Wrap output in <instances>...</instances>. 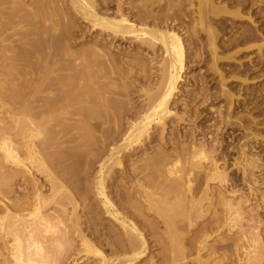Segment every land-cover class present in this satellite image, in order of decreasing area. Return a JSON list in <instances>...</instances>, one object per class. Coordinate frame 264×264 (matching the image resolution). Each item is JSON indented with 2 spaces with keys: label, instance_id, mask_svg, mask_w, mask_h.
<instances>
[{
  "label": "rangeland",
  "instance_id": "374dc122",
  "mask_svg": "<svg viewBox=\"0 0 264 264\" xmlns=\"http://www.w3.org/2000/svg\"><path fill=\"white\" fill-rule=\"evenodd\" d=\"M19 1L0 0V27L4 29L3 26H5L6 29L4 31H8L5 32V35L12 36L9 42H7L8 47L10 46L7 54L1 51L0 66H8L12 71V78L16 77L15 79L22 81L26 80L29 76H33L34 73V78L39 77L38 74H40V77H44L45 73L50 74L48 72L49 70L52 71L51 73L57 70V75L54 73L52 74L53 76H63V74L66 76L69 70L66 71L65 69L69 68L70 73L68 72L67 76L78 78V73H80L82 67L79 70L75 68L81 64L82 59H84L82 60L83 63L84 61L89 62L91 60V67L93 68L90 67V62L87 63L90 70H93L91 71L93 72L92 74H95L94 78L97 76L95 79L98 81L100 91H103L101 96L105 94L104 96L107 97V101H110L112 104H110L112 107L109 106L110 110L106 118L113 123V116H116L115 122L117 121V129L114 130L115 132H113L110 139L114 141L115 146L118 144L116 148L113 146L114 144L111 145L113 146L112 149H117L119 147V141L121 142V139L127 133L132 121L136 120L140 114L143 115L146 112L145 110L149 109L152 98L162 89V84L164 83L162 79L166 69L165 66L160 65L162 56L164 55L162 50L160 51L161 48L156 49L155 53L153 49L147 51V49L137 50L132 48V41H129L128 44L127 42L115 41L113 43V41L109 42L104 40L101 32L96 28H92L91 23L83 19L82 15L77 12L78 9L70 3V0ZM185 1H189L185 4L186 8L188 6V9L196 10L198 0H194V2L193 0ZM94 2L98 12L100 9L99 2L101 0H95ZM147 3L151 4L150 2ZM178 3L179 1L175 2V0H165V3H163L164 7H162L163 9L165 8L166 12H171H168V15H170L174 11L172 8L175 10L179 9ZM60 8L64 10L62 9L61 11ZM153 9H156V7H153ZM230 9L229 11L233 12H231L232 15H228L229 17L224 15L228 18L225 23V29L222 30L223 32L218 29V38L214 36V40L209 37V31L208 33L204 29L202 31L201 26L198 25L196 15L191 18L183 17L177 23L172 19L175 23L174 25L172 21L169 22L171 20L169 17L166 18L165 11V18L167 20L169 19V21L162 15L163 20L165 19L164 21L168 23L165 24L166 26L163 24L165 29L169 27L168 30L171 31V29L176 27L175 32L176 30L177 33L179 32L178 34L182 37L185 46L183 80H181L179 89L176 91V98L169 108L172 114L166 120L165 130L163 126L151 129L149 137L143 140L142 143L144 144H139L141 147L137 146V148L139 147L138 149H141L136 151L135 154L125 156L128 152L131 154L133 148L130 151H126L127 153L121 151L124 153L122 154L123 160L121 159L122 166H114L112 174H110L117 181L114 180L113 183H108L106 188L107 195L115 203L119 212L136 224L147 241L145 256L138 261H134L133 264H174L172 262L173 253L170 242L172 233L169 232L165 225L163 217L157 215L154 211H149L142 207L144 206L143 201L138 197L139 194L137 191L139 187L141 188V185L142 187L150 188L153 191L152 193H156L159 189L158 187H161L162 189H159V193L154 194L155 197L158 194V197L161 199L163 195L159 196V194L166 191L168 189L167 187L170 189L169 185H171L172 179L169 180L170 178L168 176L166 177L163 174L164 172L160 174V168L177 161H180L179 166L183 165L184 167L195 155L196 157L198 156L196 152L198 150L200 151V148H204L207 151L206 154L209 159L208 161H203L202 167L204 169L194 168V173L191 176V191H183L188 189L186 186L182 190L183 194H181V199L177 198L184 202V204L186 203L185 205L182 204L186 207L184 209L188 216L193 214L194 208H196L195 210L198 209V211H195L197 213H194L196 216L193 214L192 217H188L192 218V220L190 219L188 221L187 218L185 219L183 217L178 218V223L176 221L177 225L175 224L176 228L174 227L175 232L182 235L181 243L184 247V260L182 264H200V262L203 264H212L213 260H217L218 262L216 263L240 264V260H237L245 258V254H243L245 249H242V251L240 249L241 246H243L242 248L248 247L249 249L251 246V251L255 249L256 251L251 253L250 256L262 261L257 260L259 262L258 264H264V204L261 201L264 195V180L262 182L260 181L264 177V165H262L264 162V147L257 146L260 149H256V151H261V161L259 162L261 167L254 172L261 186L253 185L255 177L253 178L251 176L252 180L249 177L250 175L244 177L239 168L232 165L234 158L241 157L237 152L240 151L238 147L244 142V138L242 137L245 133L244 129L250 125L252 128L255 127V125L251 124V118L259 122V126L254 128L255 131L253 130L254 133L256 132V134L262 135V138L264 137V133L261 131L264 128L262 127L264 124V108L262 107L259 110H252V112L247 113L245 109L243 110L242 106L235 110V114L229 118V104L225 96L226 93L231 94L241 104H245L247 97L248 99L252 98L249 101L252 107L257 103L259 107L261 105L260 101L264 102V99L257 100L256 95L251 96L253 93H249V90L247 91V86H249L250 90L260 95L258 94L259 91L264 89V63L260 61V52L256 48L263 41L260 40L259 43L250 42L240 46L233 45L231 47L232 45L229 44L234 40L235 35L239 37L238 34H242L241 32L243 30L254 28L255 26L253 25L255 24L253 23L252 25V22L247 21V10L240 13V16L245 19L242 20L241 18L239 19L233 16L238 13V10L234 13L236 8ZM231 22L232 26L230 25ZM212 40L214 41V47H217L215 55L212 54V49L209 47ZM251 46L254 48L249 49ZM66 51L69 54L70 52L73 53L67 60L65 59L66 53L64 54ZM94 55L95 57H93ZM4 57L7 60H4ZM213 58H216L217 62L213 63ZM55 60L56 62H54ZM55 63L57 65H54ZM63 63L65 65H67L66 63H70V66L68 65L69 68H65L64 72H62V69L60 70V68H63ZM58 64L62 65L59 66ZM73 64L75 67H72L74 66ZM65 65L64 67H66ZM54 66L59 67L57 69ZM71 67L75 70L72 71ZM2 68L5 69L6 67ZM244 69H250V72L244 73ZM58 70L61 71L60 73L62 75L58 73ZM246 74L249 75L247 76ZM100 91L97 92L101 94ZM1 112L4 115L7 114L4 110ZM110 112L112 115H110ZM2 113L0 114V127L4 128L5 126H9L8 123L10 120L8 118L10 115L7 114L8 117L6 116L5 119ZM249 114L251 118L248 116ZM110 116L113 118H111L112 120ZM7 119L8 121H6ZM103 120L104 118L101 121ZM229 121H231L230 125L227 124ZM240 121H242V125L244 124L245 128L237 125V122L240 123ZM91 122L86 127L95 129L93 130L91 128L90 132L86 128V131L88 130L87 133L84 128L68 131L67 135L69 137H67L71 144L59 150L61 154L60 157H57L55 167L56 169L58 168L56 171L59 173L58 175L61 177L68 194L65 195L67 198H64V196L60 197V202H58L61 203L60 207L67 206L70 212L75 211L76 216L80 219L79 221L82 230H84V234H88V238L91 239L94 247L101 251L102 255L108 261H112L115 258L121 257L123 254H129V252L121 250L118 247L119 243L117 244L116 242L118 237L120 239L126 238V231L116 219L105 214L104 204L99 201L100 199L97 197L94 189L98 176L96 174L100 170L98 155L102 152L108 157L110 155V149L109 147H103L101 141L107 135L106 127L102 126L103 128H98L97 123L94 124L96 121ZM235 123L236 125H232ZM79 133L80 136L82 134L83 136L85 134L88 135L84 137L86 139L85 141H83V136L78 137ZM232 133H234V136H231ZM74 134L78 135V138ZM102 135H105L104 138ZM73 136L75 137L73 138ZM236 136L238 138H236V141L231 140ZM77 140L80 141L77 142L78 144L76 143ZM116 140L118 143H115ZM262 145L264 146V143ZM99 146L104 150L100 149ZM220 152L223 154L221 156L225 155L224 161L219 155ZM106 157L104 156V158ZM214 159L218 161L217 166L221 170L226 169L229 173L226 184L210 180V175H212L215 168ZM186 160L190 161L187 162ZM242 161H244V158H240L239 163L245 164V161ZM34 176L36 175L34 174ZM34 178L36 179V184L38 183L37 188H39V193L43 196L42 198L45 197L44 199H46V196L50 194L48 184L46 185L40 176ZM168 181L170 182L168 183ZM156 187L157 190L155 189ZM168 197V201L170 199L171 202L166 201V206L167 208L168 206L172 208L177 204V199L172 194L171 196L168 194ZM183 197L184 200H182ZM174 198L176 201L173 200ZM173 203L176 204L174 205ZM42 206L44 207L41 217H45L47 221L49 219L50 222H46L52 224L50 232H58L57 237L60 239V246L54 244L51 247L53 252H60L58 254L57 264H100L99 257L85 254V250L80 244L81 238L78 237L79 234H76L74 231L72 232L69 228L70 224L67 223L68 221L65 223L67 220H64L65 217L61 219L59 211L62 208L57 205L54 206V204H51L49 207H46V205ZM139 207H142L140 208V212L137 211ZM189 211H191V215H189ZM42 235L47 236V234ZM227 240L230 241L228 242ZM235 243L236 247L239 246L237 247L238 249L236 248L237 251H235ZM223 244H229L230 250H222ZM224 256L229 260L226 259L224 261ZM123 257L128 258L129 256H122L121 259ZM115 264L123 263L118 260Z\"/></svg>",
  "mask_w": 264,
  "mask_h": 264
},
{
  "label": "bare ground",
  "instance_id": "6f19581e",
  "mask_svg": "<svg viewBox=\"0 0 264 264\" xmlns=\"http://www.w3.org/2000/svg\"><path fill=\"white\" fill-rule=\"evenodd\" d=\"M23 1L25 2V0ZM94 1L95 0H70V3L73 4V7L78 9L77 12H79L82 15L83 19L88 21V23L89 22L91 23L92 28L94 29L96 28L101 32V35L103 36L104 40L109 42L113 41V43L115 41L116 42L121 41L127 43L129 41H132L133 46L130 44L132 48H135L137 50L147 49V51L149 49L150 50L153 49L155 53H156L155 51L156 49L161 48L160 51L162 50L164 55L162 56L163 58L161 59L162 61L160 62L161 63L160 65L165 66L166 69L163 75L164 77L162 79V81L164 82L162 84V89L160 88L161 90L159 91V93L157 92L158 94L152 98L150 102L151 106L149 107V109L145 110L146 112L143 115L140 114V116L136 120L132 121L130 128L128 129L124 137L121 139V142L118 140L119 147L113 150L112 147L114 146L116 148V146L118 145L117 144L115 146L114 141H111L110 139L113 132H115L114 130L117 129L116 128L117 121L115 122L116 116H113L114 119L110 116V119L111 118L113 119V123L108 118H106L107 117L106 115L109 114V110H110L109 108L112 107L111 106L112 104L110 101H107V97L104 96L105 94H103V96L106 99L103 96H101L103 91L102 92L100 91V87L98 86L99 85L98 81L95 79L97 76L94 78L95 74L93 75L92 74L93 72H91L93 70L92 69L90 70V67L92 65L91 60H89L90 67L88 65L89 62L84 61L83 63L82 60L84 59H82L80 62L81 64H79L80 66L78 65V67L75 68L76 70H79L80 67H82L81 68L82 70H80L81 73L80 76H79L80 73L76 71L78 73V78L80 80L78 78L73 77L74 78L73 79L71 76H67V73L70 71V68L68 67V65L70 66V63L69 64L66 63L67 65L63 63L66 67H64V65L62 64H58L59 66L60 65L63 66V68H60V70L61 69L63 70L62 72H64L65 68L67 67L69 68V69H65L66 71L69 70L67 71V73L65 71L66 76H64V74L63 76L60 75L56 76L57 70L55 69L56 71L51 73L52 71L49 70L48 68L49 70L48 72L50 74L45 73L44 77L43 76L40 77V74H38L39 77L34 78L35 73L34 74L32 73L33 76H29L26 78V80L23 81L20 79L19 80L15 79L16 77L12 78V71L8 68V66H2V67H6L5 69H3L0 66L1 67L0 112L4 110V112L10 115L8 118L10 120V122L8 123L9 126H5L4 128L0 127V264H57L58 263L57 259H58V254L60 252L57 253L53 252L51 247H53L54 244H56V246L57 245L60 246V241H59L60 239H58L57 237L58 232H55L54 230H52L54 231L53 233L50 232L52 229V224L50 223L51 224L50 225L47 223L49 219L47 221L45 217H41L44 207L42 205H46V207H49L51 206V204H54V206L57 205L60 207L61 204L59 203L60 202L59 199H61L60 197L64 196V198H67L65 197V195L68 194L67 193L68 191L66 187L63 185L61 177L58 175L59 173L56 171L58 170V168L56 169L55 167L56 161L58 159L57 157H60L61 154L59 150H62L64 146L71 144L69 143L70 142L68 139L69 136L67 135L68 131L71 130L74 131L75 129L80 130L82 128L84 129L86 128L89 129V131L88 130L87 131L90 132L92 127L87 128L86 126H89L88 124L91 121L93 122L96 121L94 124L97 123L96 125L97 127L99 126L98 128L100 127L103 128L102 126L106 127L107 135L105 138H104L105 135L104 136L102 135L104 140L102 139L101 141L103 143V147H109L110 149V155L108 157H106V154L104 155L102 152H100V154L98 155V160L100 161L99 162L100 170L96 174L98 176L94 189L97 197L100 199L99 201H101V203L104 204L106 210L105 214H108L113 219H116L117 222H119L120 226L126 231V238L120 239L118 237L116 242L117 244L119 243L118 244L119 246L117 244L116 245L120 247L121 250L129 252V254H123L119 258H115L113 260L110 259L112 261H108L106 257L102 255V252L94 247L91 239L88 238V234H84V230H82L81 223L79 221L80 219L76 216L74 210L70 212L67 206L66 207L63 206V208L60 207L62 208V210L59 211L60 217L61 219L62 217H65L64 220L67 219L65 223L68 221L67 223L70 224L69 228L72 230V232L74 231L76 232V234L77 233L79 234L78 237L81 238L80 244L84 248L85 254L93 255L94 257H99L98 259L100 261V264H115V262L118 260L121 261L123 264H133L134 261H138L140 258L145 256L144 254L147 251L146 250L147 241L143 237L142 232L138 229L136 224H134L131 219L124 217L119 212L117 206H115V203L112 202L109 195H107L106 188L108 183L111 184L115 180L114 177H111L110 175L112 174L114 166H119V167L122 166V160H123L122 154H124L122 152L125 151V153H127L126 151H130L133 148V152L131 154H129L130 152H128V154H125V156H132L133 154H135L136 151L141 149V148L138 149L139 147H141L139 146V144H141L143 140H146L149 137V133L151 129H154V127L163 126V129L165 130L164 127L166 126V120L172 114L169 108L173 100H175L176 91L177 89H179L178 87L181 80H183L182 73L185 68L184 67L185 46L182 37L179 36L178 34L179 32L177 33V30L175 32L176 27L171 29V31L168 30L169 27L165 29L164 25L168 23L164 20L167 17L171 19L170 21L169 19L168 20L166 19L167 21L171 22L173 19V21L177 23V21H180L183 17L191 18L192 16L195 17L196 15V18H198L197 20L198 25L201 26L202 31L203 29L204 31L206 30L207 33L209 31L210 33L209 37L212 39L214 36L215 37L218 36L217 34V32L219 31L218 29H220V31L225 29V23L227 22L226 20L228 18L225 17L224 15L226 16L232 15L233 12L229 11L231 10L230 8H236V11H234V13L237 12V10L238 13L234 14L233 16H236L239 19L241 18L242 20L244 18L240 16V13L242 11L244 12L247 10L246 11L247 12L246 16L248 18L247 21H250V23L252 22V25L254 23L255 25L253 26L255 27L251 29L243 30L241 32L242 34H238L239 37H236L235 35V38L233 37L234 40L232 41L230 40L231 42L229 45H232L231 47H233V45L240 46V45H246L250 42L259 43V41L262 40L263 43L261 41L262 44L258 45L256 48L260 52V56H259L261 59L260 61L264 63V0H198L196 4L197 8H195L196 10H192L190 8L188 9L187 5H186L187 8L185 7V4H187L189 1L175 0V2L179 1L178 3L179 9L175 10L174 8H172V10L174 11H172V14L170 15L168 14L171 12L168 11L169 12L168 13L165 11V8L163 9L164 7L163 3H165V0H101V2H99L100 9L98 10V12ZM147 2H150L151 4ZM153 7H156V9H153ZM164 11L166 14L164 13ZM164 14L166 15V18ZM162 15H164L163 16L165 18L164 20ZM256 20L259 21L256 22ZM174 24L175 23L173 22V25ZM231 24L232 22L230 23V25ZM214 26L217 27V28L215 27L216 30ZM3 27L4 29L0 27V54L1 51L2 53L7 54V52L9 51L8 48L10 47V46L8 47L7 42H9L10 37L12 36L9 37L7 34L5 35V32L7 30L4 31L6 28L5 26ZM213 40L210 42L209 47L212 49V50L210 49L212 51V54L215 55L217 47L216 48L214 47L215 45ZM251 48L254 47L253 46L249 47V49ZM64 54L66 60L69 59L71 54L73 55V53L71 52L69 54L68 51L64 52ZM5 57L4 60L5 59L7 60V58ZM93 57H95V55ZM230 59L232 58L230 57ZM213 61H214L213 63H215L217 62V59L213 58ZM54 62H56V60ZM62 62L64 61L62 60ZM74 63L76 64V62ZM85 64H87L88 66ZM54 65L57 64L55 63ZM58 67L55 68L58 69ZM72 67H75V65ZM75 69L72 68V71ZM60 72L61 71L58 70V73ZM243 72L249 73L250 69L249 70L244 69ZM54 73H56V75L53 76L52 74ZM73 74L75 73L73 72ZM76 79L78 80L76 81ZM247 87H248L247 91L249 90V93H253L251 94V96L256 95L257 100L264 99V89L259 91L258 94L260 95H257V93L255 94L252 90H250L249 86ZM97 91H100L101 94ZM225 96L228 99L227 101L229 104L228 105L229 118H231L235 114V110L239 109L242 106H243V110L245 109L247 113L252 112V110L253 111L259 110V108L262 107L264 108V102L261 101H260L261 105H259V107L257 102H256L257 104L252 107V104L249 103V101H251L252 98L251 99L250 98L248 99V97L247 99L244 98L245 104L244 103L241 104L239 100L234 99L233 95L226 93ZM7 114L4 115L2 113V115L5 116V119ZM110 115H112V113ZM3 116L1 117L3 118ZM248 116L250 117V114ZM102 118H104L103 121H101ZM8 119L6 121H8ZM250 120H251V124L255 125V127L252 128L251 125L250 126L248 125L249 127H247L248 128L247 129L245 128L244 124L242 125V121H240V123L237 122V125H240V127L245 128L244 129L245 133L242 136L244 138L243 139L244 142L238 147V149L240 150V151L238 150L240 154L239 152L237 153L239 156L241 155V157L234 158L233 159L234 163L232 165L236 166V168H239V170L243 173L244 177L246 175H250L249 177L252 176L254 178L255 170L261 167V165H259L260 164L259 162L261 161L260 159L261 151H256V149L257 150L260 149V147L257 146L264 147L262 145L264 143L263 140L264 137L262 138L261 137L262 135L258 133L257 135L256 132L254 133L255 131L254 128H256V126H259V122L255 121L252 118ZM227 124L230 125L231 121L227 122ZM232 125H236V123ZM262 127H264V124ZM106 129L104 130L106 131ZM261 131L262 133H264V128H262ZM78 135H75L76 138L83 136V134L82 136H80V133ZM75 136H73V138ZM87 136L88 135L85 134L83 138ZM231 136H234V133H232ZM61 137L64 139L61 140L62 139ZM236 138L237 136L233 137L231 140L236 141L238 139ZM85 140L86 139L84 138L83 141ZM77 142L80 141L77 140L76 143ZM116 142L117 140L115 141V143ZM222 142L221 144H223ZM94 145L96 146V144ZM137 146L139 147L137 148ZM220 146L222 147V145ZM100 149L103 148L100 147ZM200 149H201L200 151L196 150L197 151L196 153H198L197 157L196 155L194 158L192 157L193 159L191 158L192 160L191 161L189 160L190 162L186 160L187 162H189L188 164H185L187 166L185 165L184 167L183 165L179 166L180 161H177L175 163L172 162L173 164L171 163L170 165L166 164L164 165L163 168L162 167L160 168L161 169L160 174L161 172H164L163 174H165L166 177L168 176V178H170L169 180L172 179L170 183L171 185H169L170 189L169 187H167L169 189V190L167 189L168 191L165 188L166 191L159 194V196L163 195L162 198L163 197L164 198L163 199L161 198L162 200L158 197V194L156 197L154 196V194H156L157 192L159 193V189L161 187H158L159 189L158 191H156V193H152L153 191L150 190V188L142 187L141 185V188L139 187V190L137 191L139 194V196L138 195L137 196L140 197V200L142 199L143 201L144 206L142 207H144L149 211H154L157 215L163 217L165 225L167 226L169 232L172 233L170 242H171V250L173 253L172 262L174 264H182V261L184 260V247L182 246L181 243L182 235L175 232V228L178 223L177 219L183 217L185 219L187 218L188 221L190 219L192 220V218H188V217H192L194 213H197L195 211H198V209L195 210L196 208H194V212H192L193 214L191 215L190 213L191 211H189V215L191 216H188V214L185 212L184 209L186 208L184 207L186 203L184 204V202L178 199H181L180 197L181 194H183L182 193L183 191H188V190H189L188 192L191 191L192 189L191 176L194 173L193 171L195 169L203 168L202 167L203 161H208L209 159L206 154L207 151L204 148H200ZM103 152L105 153V151ZM221 153L222 152H220L219 154L220 156L223 155ZM104 156L106 158H104ZM221 157L224 161L225 155ZM240 158H244L245 164L239 163ZM213 162L215 163L214 164L215 168L212 175H210V180L219 181V183L221 184L222 183L226 184V180L228 179L229 173L226 171V169L221 170L220 167L217 166V162H218L217 160L215 161L214 159ZM262 165H264V162ZM156 169L158 170V168ZM34 174L36 176H40L44 180V183H46V185L48 184L49 186L50 192L49 191L48 192L50 194L48 195L47 193L49 197L46 196V199H44L45 197L42 198L43 196L38 191L39 189L37 188L38 183L36 184V179L34 178L36 176H34ZM254 180L255 182L253 183V185L261 186L260 181L262 182L264 180V177L261 178L260 181L257 180L256 177ZM169 182L170 181H168V183ZM186 186L188 189L183 190L184 188H186ZM155 189L157 190V187ZM249 190L251 189L249 188ZM168 194L170 196L172 194L173 197H176V199L178 198L177 201L175 200V198L173 199L177 202V204L175 203L176 204L175 205L173 203L175 206L172 208L170 206H168L167 208L166 206L167 202L170 201V199L168 201L169 198ZM166 198L167 200H165ZM182 200H184V197ZM261 201L264 204V195L262 196ZM142 207H139V210L137 211L140 212L141 210L140 208ZM194 215L196 216V214ZM42 234L45 235L47 234V236H43ZM234 247H235V251H237L236 248L239 246L236 247V243H235ZM242 247L243 246H241L240 249L241 250L245 249L244 250L245 252L243 253L245 254V258H243L244 260L238 259L237 261L240 260L241 262V263L239 262L240 264H258L259 263L257 262L258 259H256V257L252 258L250 256L251 253L255 252L256 250L254 249V251H251V246L250 249L248 247L247 248L246 247L242 248ZM228 249L230 250L229 244H223L222 250L227 251ZM127 255L129 256L128 258L123 257V259H121L122 256H127ZM224 257H225L224 261H226V259L229 260L228 258H226V256ZM245 260L247 261L245 263H242ZM216 262L218 261L213 260L212 264H224V263H220V262L216 263ZM200 264L203 263L200 262Z\"/></svg>",
  "mask_w": 264,
  "mask_h": 264
}]
</instances>
